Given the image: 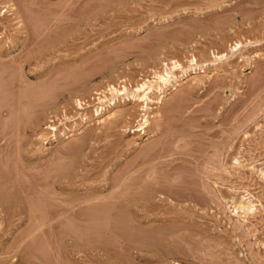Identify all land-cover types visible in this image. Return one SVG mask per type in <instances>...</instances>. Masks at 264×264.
<instances>
[{"label": "rangeland", "instance_id": "374dc122", "mask_svg": "<svg viewBox=\"0 0 264 264\" xmlns=\"http://www.w3.org/2000/svg\"><path fill=\"white\" fill-rule=\"evenodd\" d=\"M2 1L5 0H0V19H2L0 20V44L10 49L13 52L12 56H17V52H21V44L11 49V43L16 40L15 38H22L21 36H24L28 30V35H26L32 34L34 38L31 36L29 38L34 39L35 42L39 39L36 28L38 26L39 29L48 28L47 33L42 34L43 37L40 35L43 41H46L44 38L48 37V40L50 38L49 42L46 41L48 44L54 39L60 42L55 44L58 47L49 44L50 48L47 44L48 46H45L48 49H46L42 46L44 47L40 49L43 51L41 52L43 55L40 54L43 57L42 60L39 61L40 58H38V63L33 61L34 65L21 68V73L17 74L18 76L20 74L22 79L24 74L22 85L26 83V88L27 86L31 88L33 85L35 89L38 84L36 88L40 90L39 85L41 84L42 87L48 85L52 90L44 102L40 101V104L44 103V106L38 107V111L36 110L38 114L34 112L35 120H39L40 123L33 120L37 126L31 125V127H37L35 130L40 131L41 134L39 135L32 128L37 135L32 134L33 137L30 138L32 141H29L28 137L32 136L31 130H27V133L22 132L24 136L25 134L28 136L26 137L28 140L23 139L25 137L20 133V141L25 140L26 142H23L29 144L28 150L29 147L32 149L33 144L32 150L37 151L39 148L41 151L40 153L37 151L39 156L36 151L31 150L34 154L28 151L32 157L25 152L22 165H25L24 162L28 160L27 162L32 166L36 164L35 159L37 161L42 159L41 162L36 161L37 165L44 162L48 167L51 164L46 163L52 161L60 148H64L66 141L67 149L75 145L79 147L78 150L82 147L79 151L82 157L79 160L75 159L78 160V163L75 161L77 164L70 157L72 152L68 151L67 154V149H62L72 160L70 163L75 167L74 171L72 167V171L70 170L72 180L75 181L72 183H76L75 187L79 185L80 190L85 189V186L87 189L84 191H90L88 189L91 186L108 187L109 184L106 182L112 186L114 181L112 179H116L120 176L119 174L123 175L122 172L127 168L129 172L131 171L130 173L136 171L132 174L136 176L138 173L137 177H141L140 174H147L145 172L154 173L155 177L158 174L162 175L159 178L162 180L164 175L169 179L180 175L188 181L195 182L191 185L192 189L196 187L194 189L198 190L192 193L197 197L196 199L202 200L199 203L195 202L198 204H193L194 202L188 204V201L184 204L179 202L182 205H177L178 202L170 198L167 199L168 202H158L164 211L161 210V214H158L157 210L151 218L163 217L164 219L160 218L161 221L156 224H166L165 228L168 224L167 233H163L171 237H166L167 239H173L170 242L165 241L166 238L162 233L164 240L161 246L167 242L166 245H170L168 247L165 245L158 250L164 247L169 248L168 252L170 250L172 254L167 253V250V254H163L165 249H162V252L156 249V254L158 252L160 257L167 255L165 258L169 260L162 257L163 261H161V258L154 256L151 257V264L154 259L159 260L158 264H264V175H262L264 170V0L258 1V3L261 2L260 4L263 3L259 6L258 4L252 5V2L251 5L249 4L254 0H242L245 3L241 0L240 2L239 0H212L213 3H219V5L215 3L217 6H211L213 4L211 0H178L184 4L181 10L183 15L178 14L180 11L174 12L172 7H169L170 9L165 7L168 10L165 13L167 15H164L165 19L162 16L159 18L158 14L150 10L155 7L154 12H159L161 4L158 2V6L156 2H151V4L146 0L143 1L145 4L141 0H129L130 2L128 0H8L13 9L7 8L8 11ZM148 3L152 7L147 6ZM146 7H150L151 12ZM59 8L65 13L58 10ZM13 11L17 12L18 16L20 15L21 23L19 19H16V22L13 20L16 17ZM56 13H60V16ZM152 14L155 16L153 17ZM59 17L61 18L58 19ZM50 20L55 23L52 24ZM43 24L45 26H42ZM56 24L60 25L57 27ZM164 25L167 28L163 27ZM49 26L53 29L50 30L51 34ZM22 27L25 28L24 35L21 31ZM34 28L37 29L36 32L30 31ZM43 31L45 30L40 32ZM47 34H50V37ZM54 36H57V39ZM42 40L37 41L38 44L40 42L42 44ZM237 41L241 44V49L235 51L231 46ZM33 43L30 46L32 49ZM41 44H39L40 47ZM192 57L196 58L199 65L204 64L203 71L197 70L195 73H189L184 78H180L179 83L170 90L168 89L169 91L158 104L146 109L144 101H136L135 104L133 101L125 103L120 101L116 104L117 106L113 107L111 113L106 110L103 116L105 121L103 119V121L90 122L91 119L96 118L93 111L95 106L98 108L100 105L101 99L99 98L104 96L101 91L104 90V94L109 93L108 85L115 84L118 89H122V86L132 89L145 79L153 80L155 72L165 71L164 68H169L171 71V61H178L182 68L187 67ZM181 67L173 69V73L181 75ZM77 103L82 105L78 107ZM121 112L123 116H120ZM109 114H113L111 118L105 117ZM118 115L119 117H116ZM2 117L4 118L0 116V120ZM144 117L147 122L142 125V131L133 132L141 118L143 123ZM2 120L1 123L6 120V117ZM157 125L158 128L155 129ZM52 127L57 129L56 134L59 131L67 133V129L74 130L75 128H81V131H76L77 134L74 132L71 136L70 133L73 131L71 130L68 132L69 139H63L59 141L61 143H57L52 137L55 133ZM154 129L155 131L151 133ZM14 133L10 130L7 136L10 137L9 134H12V137ZM68 144L70 147H67ZM179 147L182 149L179 150ZM176 150L179 151L178 154ZM63 151L60 150L64 154ZM174 151L175 154H172ZM231 152L237 155L235 159ZM83 153L85 156L88 154L87 158H83ZM66 154L63 157L65 159L67 157L68 161ZM158 154L165 155L159 158V161L156 159L155 163H150L154 160V155L158 157ZM51 155L54 157L52 158ZM15 157L17 161H21V157ZM45 157L51 158L45 161L48 160ZM63 157H58V160H63ZM150 157H153V160L149 159ZM56 158L51 163L59 166L62 162L54 163ZM12 159L11 157L10 168L16 161L13 159L12 164ZM17 161L16 163H19ZM67 161L64 160L63 166ZM139 163L145 166L142 167L143 165L140 164V166ZM40 164L37 167L34 166L32 172L37 174L36 169L40 175V169L44 168L42 169L43 174L54 166L52 164L51 168L49 166L47 171H44L45 167ZM57 165L50 172L57 170ZM10 168L7 167L5 170L8 171ZM14 169L16 170V166ZM56 173L59 174L58 171ZM103 179H107L106 182ZM136 179L135 177L128 184L130 186L135 184ZM72 183L70 182L71 185ZM82 183L88 184L90 188ZM48 184H52L50 188L53 186L52 182ZM98 189L105 190L104 188ZM242 195H246L253 204V210L247 214L242 211L235 213L232 208L234 201ZM52 207L53 205H49L47 210L52 211ZM13 212L12 210L11 213L6 212L10 218L4 213L8 217L6 219L8 222L6 220L3 222L6 217H2L3 220L1 218L2 221H0V225L6 222V225L3 224L4 228L6 227L4 231L3 226L1 225L2 228L0 226V236L3 237H0L2 241L0 246L4 244V247L1 246L2 249H8L3 251L0 248V264H75L78 261L69 255L72 247L68 245L66 236L61 235V231L65 229L64 224L58 225L56 222L51 223V226L48 225L49 223L42 226L39 224L38 237L36 234L30 236L28 230H33V223L31 224L27 218H24V215L22 219L16 215L18 217L16 220L15 215H11L15 214ZM166 216L168 219L174 217L168 220ZM169 222L175 225L170 226ZM54 223H56L55 226ZM146 223L142 225H148ZM60 226H62L61 230ZM144 226L142 227L146 228ZM20 230L23 231L22 237L26 235L23 237V241L26 238L24 243L20 241L23 247L18 240L17 242L15 240L18 238L16 236L22 234ZM64 235H66L65 230ZM176 245L182 249L179 250ZM17 246L20 250L23 249L22 252L20 251L21 255L15 253L16 249L19 250ZM32 247L36 250H32ZM147 253H144L143 261L145 262L150 260L145 258H150V254H153ZM125 254L128 253L123 254L122 252V259ZM78 255L83 256L84 260L91 264H99L100 260L105 259L104 256L96 254H88L87 257L83 252ZM128 256L129 254L126 255ZM126 257H124L126 260L130 259V256L128 259ZM141 261L142 259L137 258L133 262L144 263ZM156 261L153 264H156Z\"/></svg>", "mask_w": 264, "mask_h": 264}, {"label": "bare ground", "instance_id": "6f19581e", "mask_svg": "<svg viewBox=\"0 0 264 264\" xmlns=\"http://www.w3.org/2000/svg\"><path fill=\"white\" fill-rule=\"evenodd\" d=\"M141 1L143 2L144 0H141ZM146 1H149L150 3L151 2L152 3L156 2L157 5H158V2L161 4V6H160L161 9L158 7L159 5L157 6L160 9V10L158 9L159 12L158 11L154 12L155 7H154L153 10L150 7H148V8L146 7L148 10L150 8V10L153 13H156V15L158 14L159 18H160V16H162V18H164V15H167L165 13L168 11L167 9L169 7H172L173 8L172 10L174 12L180 11L178 13L179 15L182 13L181 12V10L183 9L182 7H184L183 6L184 4H181V2L178 1V0H146ZM258 1H260V0L250 1L249 4L251 5V2H252V5H255V6H256V4H258V6L263 4V3L260 4L261 2L258 3ZM211 2H212V0H211ZM239 2H240V0H239ZM241 2H244V1L241 0ZM150 3H148L147 6H151L152 7V5H149ZM215 3H213L211 6H215L217 4V3L216 4ZM2 4H5V6H7L6 7L7 11H8V9L10 7L12 9V6L10 5V2L8 0H7V2H6V0L2 1ZM143 4H145V3L143 2ZM217 5H219V3ZM0 6H1V2H0ZM165 7H167V9ZM185 9H184V11H185ZM207 9H209V8H207ZM219 9H220V7H219ZM231 9H232V7H231ZM58 10H60V8ZM58 10L56 9V11H58ZM214 10H215V8H214ZM227 10H229V8ZM53 11H55V10H53ZM149 11L148 12L146 11V12L148 14H150ZM221 11H223V10H221ZM236 11L238 12V10H236ZM61 12L65 13L63 11V9H62ZM13 13H15V15H16L15 19H13V20H15V22H16V19H19V21L21 23L22 20H20V15L18 16L17 12H15V11H13ZM63 13H62V16L64 15ZM147 13H145V14H147ZM52 14L53 13H51V15ZM57 15L60 16V13H58ZM152 15H153V17L155 16V14H152ZM181 15H183V13ZM61 17H59L58 19H60ZM11 18H12V16H11ZM55 18H56V16H55ZM51 19H53V18H51ZM0 20H2V19H0ZM146 20H145V22H146ZM56 21H58V20H56ZM63 21L64 20H62V22ZM17 22H18V20H17ZM51 23H52V21H51ZM54 23L55 22H53L52 24H54ZM166 25L168 27V24H166ZM42 26H45V25L43 24ZM56 26H57V24H56ZM19 27L21 29L20 25H19ZM51 27H52V25H51ZM51 27L49 29V32H50V30L51 31L53 30ZM55 27H53V28H55ZM163 27L167 28L165 25ZM163 27H161V28L163 29ZM36 28H34V29L30 30V31L33 32V30L34 31L37 30L38 38L39 39L41 38L40 40L36 38L37 40H35V42H34V39L29 38L32 34L30 36H27L28 35L27 34V31H28L27 29H26L27 31L25 32V35L26 34L27 35L25 36L24 35V29L25 28H23V30H21V31H22L24 36H21V35L17 34V35L21 36L22 38H18L17 37V38H15L16 40L14 42H12V43L10 42L13 45V46L11 45V49L14 46L17 47L18 44H21V46H20L21 52L17 49L20 52V53L17 52V56H12L13 52L10 51V49H6L3 45L0 44V116H4V118L6 117V120H4V118L2 117L4 122H2V123L0 122V216H1L0 217V221H2L4 217H6V218H4L3 222L6 219H8V217L10 218V215L8 213H6V212L9 211L11 213V210L14 211L13 213H15V214H11L12 216L15 215V217H16V215H17L20 219H22V216L24 215V218H27V220H29V222H31V224L33 223L32 226L34 225L33 230L32 229L28 230L30 232L29 233L30 236H35V234L37 236V234H38L37 233L38 232V225L39 224L41 226L44 225V224L47 225L48 223H49L48 225H50L51 223L53 224V222H56L58 225L59 224H64L63 228H65L64 230L66 232V235H64V230L61 231L62 232L61 235L64 236V237L66 236V238L68 239V241H67L68 245H70L72 247V248L70 247L72 249V250H70V251H72V252H70L71 254H69V253L68 254L70 256L72 255L73 258L78 260L76 262V260L73 259V261L76 262L75 264H77V263L78 264H85V263L87 264L88 263V261L86 260L87 261L86 262L84 260L83 256H81V255L80 256L82 258L80 259V256L78 254L81 253V252L85 253V255H87V257L89 255H93V254L104 256L105 259L100 260L101 264H132V262L137 260V258H140V260L142 259V261H143L144 257H145L144 256L145 252H146V254H148L147 252H149V254L153 253V254H150V258H145V259H150L148 262L152 261L151 257H154V256H156L158 259L161 258L160 260L163 261L162 257H164V256L161 255V257H160V254H158V252L156 254L155 250L157 249L156 251H161L162 252L163 251L162 249H165L164 250L165 252H163V254L166 253V250H167V253H171L170 250L168 252L169 248L168 249L165 248V247H168L170 245V244L166 245L168 242L165 244L166 246L163 245V246H165L164 248H162L161 250H158V248L163 247V246H161L162 242L164 240L163 237L171 238L169 235L166 236L167 234L165 235L163 233V232H166L167 226H169V225L167 224V226L165 228V225H166L165 223H164L165 225H163L161 223H160V225H158L159 223L156 224V222L161 221V219L163 217H160L161 219L160 218H151V215H153L157 210L159 211L157 213L161 214V212L164 211V210H162L163 207L161 208L162 205L161 206L158 205V202L159 203L160 202L162 203V202H165V201L168 202L167 199H169V198L172 199V200L174 199V201L176 203L177 202L178 203L179 202H183V204H184V202L188 201V204H190L189 202H192V203L194 202L193 204H198L202 199H200V198H199L200 200L196 199L197 197L193 194L195 191L198 190V189H194L196 187H193V189H192L191 185H193L194 181H192V180L188 181L184 177H182V176L180 177V175H177V174H176L177 177H175V176L173 177L172 176L173 178H171V179L167 178L166 175H164V177H162L163 178V180H162V179H159L162 175L160 176L158 174L159 175V176L157 175L158 178H157V176L156 177L153 176L154 170L151 171L153 174H151L150 172H145L147 174L143 173L144 175L140 174L141 177H137L138 173H137L136 176H134L132 174L133 172H136V171H133L132 173H130L131 171L129 172V170L127 168L126 169L127 171L124 170L126 173L123 171L122 172L123 175L119 174L120 176H117L116 179H112V180H114L112 182V186H110V183L106 182L107 179H103L106 182V184H109L108 187L100 186L98 188H104L105 190H101V189L96 188L98 185L96 186L94 184L93 185L96 186V187H92L91 186L92 183H93L92 182L91 184H89L91 186V188L88 186V184H85V185H87L90 188V189H88L90 191L86 190L87 191L86 192L84 190L87 189V188H86V186L83 183L82 184L85 186V189H83V190H80L79 185H77L76 187L74 186L76 183L75 184L72 183L74 181V179L72 180V175H71V171H72L71 167L73 168V171H74L75 167H73L72 163H70V160H71L70 157L73 158L72 159V160H74L73 162L76 161L75 159L79 160V158L82 157L81 156L82 154H80V152H79L82 149V147H80V150H78L79 147L75 145V146H73V148L71 147L72 149L71 148L67 149L65 147L66 146V141H65V144H64L65 146L62 149H65V150L67 149V154H68V151L72 152L71 156L69 157V155H67L66 152H64L61 148H60V150H61V152L63 151L64 154H66L68 156L69 160L67 161V157L65 159L64 158L65 155L63 153H61L60 150L59 151L57 150L59 154H63V155L60 156L57 153L55 155V157L53 156L54 158L51 155V157L53 158L51 162H53V160L57 157L56 158L57 160H55L54 163H56L58 161L57 163L60 164V162H62V164H60L58 166L57 164H53L51 162H47L46 163V164H51V165L53 164L54 165L53 167H56V165H57V168H56L57 170H55V171L56 172L58 171L59 174H57L55 171L50 172L53 167L51 165H48V167H47V165H45L44 162H43L44 164L41 163V164L45 165V166L42 165V167H45L44 171H47L46 169H48L49 166H50V168L52 167L51 170L49 169L50 171H47L48 173L47 172L45 173L43 171L45 173V175H43L44 173L42 174V169H44V168H42L41 166L40 167L42 169H40L41 170V174L40 175H38L39 172L36 169H35V171L37 172V174H35V172H32V170H34V166H36V167L39 166L40 163L37 165V162H41L42 159H40L39 161H37V159H35L34 163H36V164H34V165L32 164V166H30L31 163L29 164L27 162L28 160L26 162H24L25 165L24 164L22 165L21 162L24 161V159L22 161V157H25V154H26L25 152H27V154H29L28 156L32 157L30 155V153H31V150L33 149L34 145L32 144V146H33L32 149H30V147H29V150H28L29 144L28 143L25 144L23 142L25 140L20 141V133H21V136H22L23 135L22 132L27 133V130H31L32 131V128L34 126L31 127V125H36L37 123L38 124L40 123V122H38L39 120H35L34 112H36V110L38 111V107H40V105L44 106V103L40 104V101L43 100V102H44L45 99L48 97V94L52 93V92H50L52 90L48 87V85L47 86L45 85L46 87H42L40 83H39L40 84L39 86L41 87V88H39L40 90H38V88H36L38 84L35 86V89H33L34 86L32 84H31L32 87L29 88L27 86L28 84H30L29 82L26 85L27 86V88H26L25 87L26 83H24V85H22V83H23L22 81L25 78L24 74H23V79L21 78L20 74H19V76L17 74H18V72L21 73V70H20L21 68H24L26 66L29 67L30 65H34L33 61H35V62L37 61L36 63H38L40 60H42L43 53H41V52H43V51L40 50L41 48H44L42 46H45V45L48 46L49 44H51V46L53 45V47H54V45L57 44V42H58V44L60 43L58 40L55 41V39H54V40L50 41V43L48 44L47 42H49V40H50V38H49V40L47 39L48 37L44 38V40L46 39L47 42L43 41L42 37L44 35H42V34L47 33L48 30H46V29H48V28H46V27L42 28L41 27V29H39V26L36 27ZM43 29L45 31H43L41 33L40 31H42ZM39 33H41V34H39ZM35 34L36 33H34V36H35ZM50 34H51V32H50ZM50 34H47V35L50 37ZM31 37H33V36H31ZM35 37H37V35ZM54 37H56V39H57V36H54ZM60 38H62V36ZM51 39H52V37H51ZM41 40L43 41L42 44H44V45H42L41 42H40L39 43V44H41V47H40L38 42L41 41ZM10 41H12V40H10ZM32 43L34 44L33 49H32V47H30ZM240 45L241 44L237 41V43L235 45L231 46V47H233L232 49L236 51L238 49H241ZM46 46H45V48H46ZM51 46L49 45L50 48H51ZM34 47H36V48H34ZM56 47H58V46H56ZM59 48H61V47H59ZM46 49H48V47ZM40 54H42V55H40ZM14 55H15V53H14ZM39 56H41V57H39ZM38 58H40L39 61H38ZM219 58H221V56ZM171 62H172V65H171V68H170L171 71H169V68H164L165 71L164 70L161 71L162 73L161 72L160 73H156L155 72L154 74H156V75H153L154 76L153 80L152 79H149V80L145 79L140 84H136L137 86L133 87L132 89H127L126 86H122L121 87L122 89H118V88H116L117 86L115 87V84L114 85H108L107 87H108V92L109 93L108 94H104V92H103L104 90L101 91L104 96H102V98H99V99H101L100 100L101 101L100 105H99L98 108H96V106H95V110L93 111V112H95L96 118L91 119L90 122H95V120L97 122L98 121H103V119H104L103 116L106 114V110L109 113L113 109V107L117 106L116 105L117 103H120V101L123 102V103H125L126 101L127 102L133 101L134 104H135L136 101H141V102L144 101L145 102V106L144 105L143 106L146 109H148L150 106H153L154 104H158L160 101H162L161 99L164 98L165 93L167 91H169L171 87H173L176 84H178L180 78H184L189 73H195V72H197V70L198 71H203V68H204V66H203L204 64L203 65H201V64L199 65L197 63V61H196V58H194V57H192V59L189 61L190 64H188V66L185 67V68H182L180 66V64L178 63V61L174 60V61H171ZM176 67H181V72H180L181 75H179V76L175 75L173 73V69H175ZM166 69H168V70H166ZM23 70H22V72H23ZM26 78H28V77H26ZM26 81H28V80L26 79ZM42 82H43V80H42ZM44 83L46 84V82H44ZM23 86H24V89H23ZM156 93H157V96H155ZM154 96L156 97V99H155ZM79 101H81V100H79ZM77 105L79 107V105H82V104L77 103ZM103 111H104V113H103ZM122 112H124V111H122ZM122 112H121L120 116L121 115L123 116ZM118 113H120V112H118ZM37 114H38V112H36V115ZM92 115H94V113H92ZM112 115L113 114H109V115H107L105 117H110L111 118ZM36 117L38 118V116H36ZM116 117H119V115L116 116ZM33 120H35L37 123H34ZM104 121H105V119H104ZM146 122H147V120L145 118L143 120V123H142V118H141L140 121L138 122V125L136 124L137 125L136 129H134L133 132L142 131L141 127H143L142 125H144V123H146ZM81 127H83V126H81ZM35 128L37 129V127H35ZM35 128H33V129L35 130ZM157 128H158V125L155 127V129H157ZM52 129L55 130V128H53V127H52ZM155 129L151 130V133H153V131H155ZM10 130L15 132L12 137H11L12 134L11 135L9 134L10 137L7 136V134L10 132ZM71 130H73V129H71ZM71 130L67 129L68 132H70ZM56 131H57V129L55 130V133L52 136L53 140L55 142H57V143H61L59 141H61L63 139H69L70 135L72 136L74 134H77L76 131H81V128H78V129L75 128L73 131H71L72 134L70 133V135H68V132L66 133L65 131H59V130H58L59 131L58 134H56ZM36 132L39 135L41 134V133H39L40 131H36ZM74 132H76V133H74ZM37 133L35 134L32 131L31 135L32 134L33 135H37ZM144 133H145V131H144ZM33 135L32 136L29 135L30 137H28L25 134V136L23 135L25 137L23 139H26V137H28L29 141H32L30 138L33 137ZM7 137L10 138V139L8 140ZM35 139H37V138H35ZM35 139H33V141ZM10 140H11V142H8ZM26 140H28V139H26ZM157 143H159V142H157ZM68 145L69 146H67V147H70V144H68ZM30 146H31V143H30ZM74 147H76V148H74ZM178 149L181 150L182 148L180 149V147H179ZM227 149H228V147H227ZM39 150L40 149L38 148L37 151L40 153L41 151H39ZM73 150H75V152ZM228 150H227V152H228ZM11 151H13V153ZM28 151H30V153H28ZM32 151L35 152L36 149H34ZM37 151H36V154H38ZM223 151H225V150H223ZM34 152H32L31 154H34ZM70 152H69V154H70ZM176 152H177V150H176ZM178 152L176 154H178ZM36 154H35V156H36ZM48 154H49V152H48ZM48 154H46V156H49ZM172 154H175V151ZM223 154H224V152H223ZM231 154H233V153L231 152ZM14 155L15 156H19L18 158L21 157V159H20L21 161L20 162L17 161L15 159L16 157ZM39 155L40 154H38V156ZM87 155L85 156L84 153H83V158H87ZM164 155L165 154H161L158 157H156V155H154V160L152 159L153 157L152 158L150 157L149 159H151L153 161L150 162L151 160H149V162L150 163H153V162L155 163L156 159H158V161H159L161 158L164 157ZM11 157L14 160H16L17 162H19V163H16V161H15V163H14V160L12 159V164L13 163L15 164L16 170L18 169L17 171L14 169L15 168L14 164H13L14 167L12 166L13 169L9 167V165L11 164L10 163L11 162L10 161ZM58 157H60V158L63 157L64 159L62 158L63 160L59 161ZM236 157H237V155L233 156L234 159ZM34 158H36V157H34ZM47 158H48V160H45V161H49L50 158L49 157H47ZM26 159H28V158H26ZM38 159H39V157H38ZM183 159H181V160L184 161L185 159L184 160ZM64 160L67 161V162H65L66 165L63 166ZM32 162H33V160H32ZM76 162H75V164L78 163V162L77 163ZM143 162L144 161L142 160V163ZM149 162H147V163H149ZM67 163H68V165H67ZM142 163H139V165L142 164ZM26 164H27V166H26ZM70 164L72 166H70ZM144 166L145 165H143L142 167H144ZM7 167L10 168L8 171H6ZM11 169L14 170V172ZM68 170L69 171L71 170V171L69 172ZM55 174H57V175H55ZM36 175H37V177L39 176L41 178H37ZM262 175H264V170L262 172ZM48 177L49 178L51 177V178L49 179ZM135 177L137 178L135 180L136 181L135 184H131V186H130L128 183H131V181H133L135 179ZM37 180H38V182H37ZM47 180L50 181L48 183H51V182L53 183V186L51 188H50V185H52V184H48L46 182ZM70 182L73 185H71ZM72 186H73L74 189L72 188ZM194 186H195V184H194ZM75 188H79V189H75ZM106 190L107 191L110 190V191H108L109 193L106 192ZM158 196H159V198H158ZM211 201L214 202L213 200H211ZM195 202H198V203H195ZM178 203H177V205H180V204L182 205V203H179V204ZM49 205L50 206L53 205V207H52V211L53 212L50 211L51 209L49 210L50 212L47 210V207L49 208ZM232 208H233V210H235V213H239L238 211H242V213L247 214L248 212L253 210V204H252V201L248 197H246V195L245 196L242 195L239 199L237 198V200L234 201ZM4 213H6L9 216L8 217L5 216L6 214L4 215ZM170 213L172 214L173 212H170ZM2 215H4V216H2ZM12 216H11V218H12ZM163 216H164V214H163ZM18 217H16V220L18 219ZM1 218H2V220H1ZM166 218H167V216H166ZM172 218L170 217L169 219H172ZM20 219H19V221H20ZM6 222H8V221L6 220ZM6 222L3 223V224L6 225ZM151 222H153L154 224L151 223ZM56 223H54V226H55ZM142 223H146L148 225L144 226V224L142 225ZM166 223H168V222H166ZM3 224H1V225L3 226ZM169 224H170V222H169ZM172 224H174V223L171 222L170 226ZM7 225H8V223H7ZM40 225H39V227H40ZM155 225H158V226L154 227ZM2 226H1V228H2ZM142 226H144L146 228H143ZM147 226H149V227L147 228ZM1 228H0V230H1ZM5 228L3 226V231H4ZM61 228H62V226H60V230H61ZM19 229H20V227H19ZM173 231H172V233H173ZM21 232H22V234L20 233L19 236H16L17 234L15 235L16 238L18 237L15 240H16V242H17V240H18V242H20L22 240L21 242L24 243L26 238L23 241V237L26 236V235H24L22 237L23 231H21ZM24 234H25V232H24ZM159 234H161V236ZM169 234H170V232H169ZM29 235H28V237H29ZM162 235H163V237H162ZM171 236H172V234H171ZM0 237H2V236H0ZM35 238H33V239H35ZM167 238H166L165 241L169 240ZM170 240H169V242H170ZM0 242H2V241H0ZM21 242H20V244L22 246ZM173 242H175V241H173ZM3 245H1V246L4 247ZM15 245H17V243ZM172 245H174V244H172ZM1 246H0V248L2 249ZM176 246H178V245H176ZM176 246H175V248H176ZM178 247H179V250L182 249V247H180V246H178ZM178 247H177V249H178ZM9 248L11 249V247H9ZM17 248H18V246H17ZM14 249H16V248H14ZM177 249H176V251H177ZM5 250H8V249L6 248ZM5 250H3V251H5ZM16 250H15V253L17 252V253H19L21 255V252L23 251V249H21L22 251L20 249L17 250V251ZM32 250H36V249H34V247H32ZM122 252H123V254H124V252L128 253L129 256H130V259L126 260L124 258L128 254L123 255V259H122ZM180 253H182V252H180ZM173 254H174V252H173ZM78 256H79V258H77ZM128 257H126V258L128 259ZM148 257H149V255H148ZM131 259H133V261H130ZM165 259L167 261L169 260L167 258H165ZM142 261H141V263H142ZM155 261L156 260L154 259L153 262H155ZM158 261H156V264H158ZM143 262L144 263H148V262H145V261H143ZM153 262H152V264H153ZM133 263L136 264L135 262H133ZM144 263H142V264H144ZM69 264H71V263H69ZM88 264H91V262H89ZM138 264H140V263L138 262ZM149 264H151V262Z\"/></svg>", "mask_w": 264, "mask_h": 264}]
</instances>
